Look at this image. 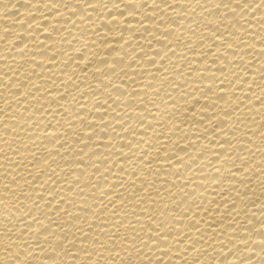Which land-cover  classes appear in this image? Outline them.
<instances>
[{
  "label": "bare ground",
  "instance_id": "bare-ground-1",
  "mask_svg": "<svg viewBox=\"0 0 264 264\" xmlns=\"http://www.w3.org/2000/svg\"><path fill=\"white\" fill-rule=\"evenodd\" d=\"M0 264H264V0H0Z\"/></svg>",
  "mask_w": 264,
  "mask_h": 264
}]
</instances>
